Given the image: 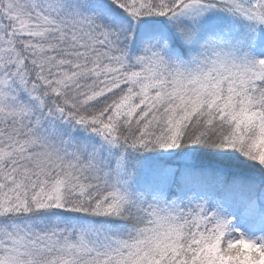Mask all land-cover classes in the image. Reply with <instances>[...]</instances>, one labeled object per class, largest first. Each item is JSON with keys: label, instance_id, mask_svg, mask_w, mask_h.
<instances>
[{"label": "snow or ice", "instance_id": "1", "mask_svg": "<svg viewBox=\"0 0 264 264\" xmlns=\"http://www.w3.org/2000/svg\"><path fill=\"white\" fill-rule=\"evenodd\" d=\"M0 264H264V0H0Z\"/></svg>", "mask_w": 264, "mask_h": 264}]
</instances>
